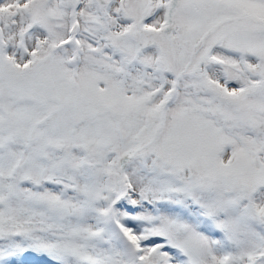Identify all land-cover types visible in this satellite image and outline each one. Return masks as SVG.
Returning <instances> with one entry per match:
<instances>
[{
	"label": "snow or ice",
	"instance_id": "obj_1",
	"mask_svg": "<svg viewBox=\"0 0 264 264\" xmlns=\"http://www.w3.org/2000/svg\"><path fill=\"white\" fill-rule=\"evenodd\" d=\"M0 264H264V0H0Z\"/></svg>",
	"mask_w": 264,
	"mask_h": 264
}]
</instances>
